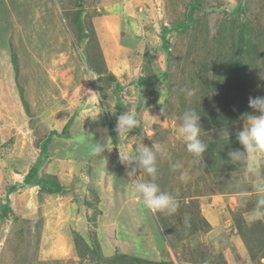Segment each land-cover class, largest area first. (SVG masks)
I'll return each instance as SVG.
<instances>
[{
  "label": "rangeland",
  "instance_id": "1",
  "mask_svg": "<svg viewBox=\"0 0 264 264\" xmlns=\"http://www.w3.org/2000/svg\"><path fill=\"white\" fill-rule=\"evenodd\" d=\"M250 96H264V0H0V264H264V158L223 164ZM187 108L203 162L180 134ZM129 109L140 126L119 144ZM143 143L164 146L156 182L174 214L132 193L118 147Z\"/></svg>",
  "mask_w": 264,
  "mask_h": 264
},
{
  "label": "clouds",
  "instance_id": "2",
  "mask_svg": "<svg viewBox=\"0 0 264 264\" xmlns=\"http://www.w3.org/2000/svg\"><path fill=\"white\" fill-rule=\"evenodd\" d=\"M181 92L185 99L191 101L197 95V88L184 87ZM249 108L251 112L243 113L240 116L242 127L235 132L236 141L240 147L230 150L227 153V160L223 164L235 165L237 163L255 164L264 158V96L249 97ZM166 112V108L161 109V114ZM180 134L185 144L186 150L197 161L203 162L202 158L207 151L208 145L201 138L203 127L201 124V114L195 108H187L180 117ZM140 126L136 111L129 109L119 114L115 126L118 134L119 144L133 130ZM92 139L91 154L106 161L104 153L111 150L106 143ZM119 160L126 167L130 166L127 176L135 180L132 186V193L138 194L146 209L151 212H162L169 215L177 212L179 202L176 197L161 189L156 182L158 176L159 158L165 154L164 146L160 144H141L136 148L135 155L130 154L126 149L119 147ZM107 162V161H106ZM107 164V163H106ZM106 166V165H105ZM182 165L175 163L173 169H179ZM140 173L147 174L150 179L147 181L140 179ZM180 179L187 181L188 175L181 173ZM257 208L264 210V181L257 185Z\"/></svg>",
  "mask_w": 264,
  "mask_h": 264
},
{
  "label": "trees",
  "instance_id": "3",
  "mask_svg": "<svg viewBox=\"0 0 264 264\" xmlns=\"http://www.w3.org/2000/svg\"><path fill=\"white\" fill-rule=\"evenodd\" d=\"M164 31L165 30L163 29L162 38H165V36H166L165 34H166L167 31H165V32ZM117 105H120V101L117 102ZM229 120L230 119L225 120V124L227 122H229ZM63 130H64L65 133H67L66 125L63 126L62 131ZM52 133H55L56 134V131H52ZM34 169L31 168L30 170H28L27 174L24 176V183H26V184L27 183H30V181L33 179V177L35 176L34 173L37 171V170H34ZM38 183L48 193H56V192H59L60 191V185L58 183L52 182L50 180L39 179V182Z\"/></svg>",
  "mask_w": 264,
  "mask_h": 264
},
{
  "label": "crops",
  "instance_id": "4",
  "mask_svg": "<svg viewBox=\"0 0 264 264\" xmlns=\"http://www.w3.org/2000/svg\"><path fill=\"white\" fill-rule=\"evenodd\" d=\"M114 6H116L115 4L114 5H110V7H114ZM134 13H132V15H133ZM116 18L115 17H111V22H113V24H116ZM96 28V30H98V31H101V29L100 28H97V27H95ZM131 28H136V25L135 26H133V23H126L125 24V26H124V29H125V31H124V29H123V31L124 32H129V31H131V30H133V29H131ZM138 30V29H137ZM135 33H138V31H136V30H133ZM132 32V31H131ZM130 39V38H129ZM57 133V132H56Z\"/></svg>",
  "mask_w": 264,
  "mask_h": 264
}]
</instances>
